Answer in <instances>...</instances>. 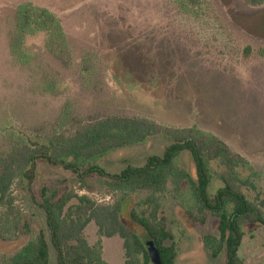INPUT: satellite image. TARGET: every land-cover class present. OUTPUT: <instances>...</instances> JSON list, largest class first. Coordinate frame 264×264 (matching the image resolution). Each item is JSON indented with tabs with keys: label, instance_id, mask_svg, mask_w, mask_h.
I'll list each match as a JSON object with an SVG mask.
<instances>
[{
	"label": "rangeland",
	"instance_id": "374dc122",
	"mask_svg": "<svg viewBox=\"0 0 264 264\" xmlns=\"http://www.w3.org/2000/svg\"><path fill=\"white\" fill-rule=\"evenodd\" d=\"M49 9L61 21L65 43L51 44L39 33L22 46L30 61L14 60L16 11L22 4ZM249 50L246 54V50ZM146 118L170 129L197 128L211 133L251 163L264 194V5L243 0H202L193 7L183 0H0V157L28 141L53 135L71 137L105 118ZM171 141L163 136L110 152L95 161L110 173L143 166L162 155ZM180 167L195 176L192 156L183 153ZM213 168L219 171L217 164ZM249 171L242 176H249ZM88 191L61 167L38 164L34 182L18 180L6 241H0V262L7 260L43 229L38 208L43 187L74 189L100 205H112L120 194L92 179ZM221 186L214 181L212 192ZM245 193L254 199L255 192ZM146 194L139 193V201ZM178 249L176 264H225L222 253L211 257L204 237L217 234V220L206 224L189 215V186H172L159 195ZM27 222L17 229L12 222ZM122 219L138 236L145 232ZM239 255L244 264H264V226L247 225ZM89 244L101 242L108 264H125L123 240L100 237L91 222L84 231ZM51 263L57 264L50 245Z\"/></svg>",
	"mask_w": 264,
	"mask_h": 264
},
{
	"label": "trees",
	"instance_id": "16d2710c",
	"mask_svg": "<svg viewBox=\"0 0 264 264\" xmlns=\"http://www.w3.org/2000/svg\"><path fill=\"white\" fill-rule=\"evenodd\" d=\"M197 7L202 0H183ZM250 7L264 5V0H243ZM14 60L21 65L30 61L23 52L27 37L44 33L51 44L65 43V31L60 19L49 9L32 3L22 4L16 11ZM246 50V54L248 53ZM163 136L171 141L162 155L147 158L143 166H127L118 173H110L95 163L112 151L146 142L150 137ZM192 156L195 176L180 167L183 153ZM61 167L93 190L89 181H103L120 198L112 205H100L74 189L62 190L43 187L38 208L43 212L45 230L0 264H50V245L56 253L57 264H108L103 259L101 242L91 245L84 237L87 226L94 222L100 237H120L123 240L125 264H152L146 244L159 249L163 264H176L177 244L162 210L159 195L169 187L180 191L189 186L191 207L188 215L197 223L206 224L209 218L217 220V234L204 237L206 249L217 259L225 253V264H244L239 255L247 225L264 226V194L258 192L255 178L259 173L240 154L211 133L197 128L170 129L146 118L111 116L84 127L75 135H53L46 141H28L11 153L0 157V241H6L11 229V217L2 211L12 204L11 191L18 180L34 182L38 164ZM217 164L219 171L213 168ZM249 176L243 177V172ZM221 186L212 192L214 181ZM255 192L254 199L245 193ZM146 194L136 201L135 195ZM127 203L129 219L138 225L145 237L138 236L122 219ZM31 233L29 224L22 219L12 222Z\"/></svg>",
	"mask_w": 264,
	"mask_h": 264
},
{
	"label": "water",
	"instance_id": "95a60500",
	"mask_svg": "<svg viewBox=\"0 0 264 264\" xmlns=\"http://www.w3.org/2000/svg\"><path fill=\"white\" fill-rule=\"evenodd\" d=\"M146 250L148 252L152 264H163L160 257L159 249L156 247L155 244L148 242L146 244Z\"/></svg>",
	"mask_w": 264,
	"mask_h": 264
}]
</instances>
